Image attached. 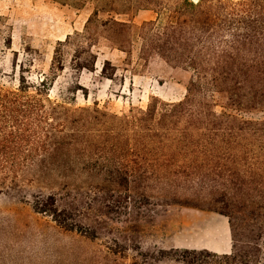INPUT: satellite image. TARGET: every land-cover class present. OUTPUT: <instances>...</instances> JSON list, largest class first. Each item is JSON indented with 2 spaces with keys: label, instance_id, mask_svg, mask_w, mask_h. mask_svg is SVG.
Masks as SVG:
<instances>
[{
  "label": "trees",
  "instance_id": "obj_1",
  "mask_svg": "<svg viewBox=\"0 0 264 264\" xmlns=\"http://www.w3.org/2000/svg\"><path fill=\"white\" fill-rule=\"evenodd\" d=\"M54 1L92 2L86 24L97 25L118 50L134 37L119 17L150 11L153 19L136 30L140 59L190 71L191 78L180 102L151 97L145 109L121 116L53 100L46 84L30 85L23 76L17 88L0 84V193H20L53 175L59 182L67 173L103 175L136 209L181 205L228 219L230 254L161 249L145 258L264 264L256 244L264 237V0ZM31 198L33 212L81 233L73 209L59 208L52 193Z\"/></svg>",
  "mask_w": 264,
  "mask_h": 264
},
{
  "label": "rangeland",
  "instance_id": "obj_2",
  "mask_svg": "<svg viewBox=\"0 0 264 264\" xmlns=\"http://www.w3.org/2000/svg\"><path fill=\"white\" fill-rule=\"evenodd\" d=\"M93 9L90 1L0 0V84L17 88L23 76L30 85L46 84L53 100L76 107L96 104L117 116L145 109L151 97L180 102L191 72L149 67L139 57L137 27L154 15L139 11L120 16L134 37L118 50L97 25L86 24ZM106 18L99 15L101 21ZM214 99L223 103L218 95ZM98 161L108 165L113 160ZM67 174L62 182L53 175L24 184L20 193H0V264H173L143 255L203 247H212L216 255L229 248L226 254L231 253L228 219L218 213L181 205L136 209L124 188L103 183V175ZM39 192L52 193L59 208L73 209L81 233L64 231L33 212L31 196ZM256 244L264 253V237ZM240 246L235 243L236 251Z\"/></svg>",
  "mask_w": 264,
  "mask_h": 264
},
{
  "label": "crops",
  "instance_id": "obj_3",
  "mask_svg": "<svg viewBox=\"0 0 264 264\" xmlns=\"http://www.w3.org/2000/svg\"><path fill=\"white\" fill-rule=\"evenodd\" d=\"M44 9V8H43ZM45 10V9H44ZM46 11H51V12H47L48 14H52L51 16H57L56 14L55 15H53V10L52 9H49V8H47L46 7ZM46 11H44V12H46ZM48 18H49V16H48ZM71 25V29L73 30H77V25H76V23H71L70 24ZM191 248V247H190ZM207 249H210V250H212V252L214 253V250H213V248L212 247H203V249L202 250H207ZM230 251V248L229 249H224V250H222V253L223 254H226V253H228Z\"/></svg>",
  "mask_w": 264,
  "mask_h": 264
},
{
  "label": "bare ground",
  "instance_id": "obj_4",
  "mask_svg": "<svg viewBox=\"0 0 264 264\" xmlns=\"http://www.w3.org/2000/svg\"><path fill=\"white\" fill-rule=\"evenodd\" d=\"M192 1H196V0H192Z\"/></svg>",
  "mask_w": 264,
  "mask_h": 264
}]
</instances>
